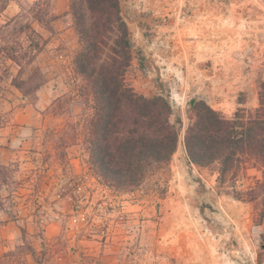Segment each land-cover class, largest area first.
<instances>
[{
	"label": "rangeland",
	"instance_id": "rangeland-1",
	"mask_svg": "<svg viewBox=\"0 0 264 264\" xmlns=\"http://www.w3.org/2000/svg\"><path fill=\"white\" fill-rule=\"evenodd\" d=\"M70 4L0 0V27L9 24L0 39V167H8L6 184L0 179V258L264 264V153L255 155L264 145V0H119L130 41L124 81L138 94L167 98L180 132L171 161L135 188L113 185L93 164L94 90L76 65L82 44ZM118 37L115 25L104 53ZM7 46L22 70L6 58ZM15 78L33 92L25 95ZM204 105L227 119L245 110L260 123L235 164L238 176L225 182L219 162L188 161L186 131ZM255 183L256 199L235 196Z\"/></svg>",
	"mask_w": 264,
	"mask_h": 264
},
{
	"label": "trees",
	"instance_id": "trees-1",
	"mask_svg": "<svg viewBox=\"0 0 264 264\" xmlns=\"http://www.w3.org/2000/svg\"><path fill=\"white\" fill-rule=\"evenodd\" d=\"M70 8L82 44L76 65L91 81L94 90V114L89 122L93 129L88 138L93 164L113 185L135 188L148 170L168 164L178 148L180 132L171 122L170 102L165 97L138 94L125 83L124 74L130 66V41L127 26L119 15V0H71ZM8 25L0 27L1 40L7 37L4 32ZM115 25L119 28V37L107 54L104 53L108 47L105 37L107 32L114 31ZM13 50L8 46L2 49L7 59L21 65ZM118 54L123 57L122 62L116 60ZM28 80L15 78L13 84L30 95L33 89L25 87ZM41 86L37 84L35 90ZM246 115L243 110L236 113L234 119H227L210 106L197 107L196 119L185 136L188 161L200 166L219 162L221 181L225 182L229 175L236 178L235 164L260 130V123ZM258 150L255 155L260 156L264 145ZM7 170L6 166L0 167L4 184ZM257 183L259 185L260 181ZM257 183L248 192H234L235 196L256 199ZM31 253L35 257L34 250ZM10 256L11 253H7L3 258ZM9 261L0 258V264Z\"/></svg>",
	"mask_w": 264,
	"mask_h": 264
}]
</instances>
